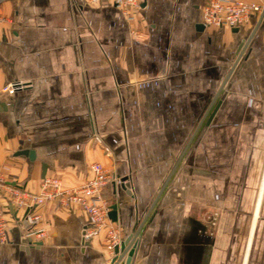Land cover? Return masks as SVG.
I'll use <instances>...</instances> for the list:
<instances>
[{
	"label": "crops",
	"instance_id": "1",
	"mask_svg": "<svg viewBox=\"0 0 264 264\" xmlns=\"http://www.w3.org/2000/svg\"><path fill=\"white\" fill-rule=\"evenodd\" d=\"M209 1L141 0L129 21L108 3L0 0V264L111 263L77 205L34 209L31 245L11 203L44 177L79 187L93 162L117 178L101 196L121 241L140 227L130 264H264V18L201 27Z\"/></svg>",
	"mask_w": 264,
	"mask_h": 264
},
{
	"label": "built area",
	"instance_id": "2",
	"mask_svg": "<svg viewBox=\"0 0 264 264\" xmlns=\"http://www.w3.org/2000/svg\"><path fill=\"white\" fill-rule=\"evenodd\" d=\"M88 2L91 4L108 3L126 15L129 21H133L135 17L131 11L139 8L141 0H88ZM201 15L204 27L237 28L248 22L252 15H260L261 18H264V0L252 2L243 0H210L201 6ZM136 38L144 39L145 35L136 33ZM21 88H23V83L15 81L3 86L1 91L12 95ZM89 169L91 175L79 187L64 189L60 178L44 177L37 193L14 190L11 196V203L19 209H28L25 220L31 225H35L39 220V215L33 212L34 209L48 201L56 200L62 206L77 205L87 215V223L81 233L83 243H88L97 237L102 230H106L107 249L113 253L111 260L116 258L113 264L121 262L125 264L124 260L128 254L120 250L122 241L119 230L110 222L108 216L111 206L101 196L102 189L117 178L107 172L105 167L99 162L91 163ZM2 183L0 176V185ZM11 230L12 225L4 218V214L0 210V244H5L9 241ZM33 235L42 236L44 235V230H31L25 235L27 243L31 245L36 244L32 242L31 236ZM134 239L133 246L138 238ZM116 248H119L117 252ZM121 255L122 258L118 260Z\"/></svg>",
	"mask_w": 264,
	"mask_h": 264
},
{
	"label": "water",
	"instance_id": "3",
	"mask_svg": "<svg viewBox=\"0 0 264 264\" xmlns=\"http://www.w3.org/2000/svg\"><path fill=\"white\" fill-rule=\"evenodd\" d=\"M201 27H204L203 24H200ZM219 105V102H217V104L214 106L213 110L211 111L210 114H208L210 111L207 110L201 120V123L205 121V124H208L213 116V114L215 113V110L217 109ZM19 154H26V151H22L21 153ZM28 155H29V158L33 159L35 154L33 151H28ZM125 180H121V187L122 188H125L127 185L126 183H124ZM28 213V209H26L22 215V217L20 219H16L17 220V226L22 234V243L23 244H27V238L25 237V229L23 227V221H25V218H26V215ZM108 216L109 218H111V220L115 221L116 220V206L115 205H112L110 207V211L108 213ZM140 227H138L137 230H135L131 235L130 237H127L124 241H122L121 245H120V250L122 252H124L125 254L127 253V258L124 260L125 264H130L131 262V259L134 255V250H135V245L133 246V242H134V238L138 237L139 236V229ZM132 245V247H131ZM119 248H116V252ZM122 258V255L118 257V260H120ZM116 261V258H113L111 260V263L110 264H113L115 263ZM119 262V261H118Z\"/></svg>",
	"mask_w": 264,
	"mask_h": 264
},
{
	"label": "rangeland",
	"instance_id": "4",
	"mask_svg": "<svg viewBox=\"0 0 264 264\" xmlns=\"http://www.w3.org/2000/svg\"><path fill=\"white\" fill-rule=\"evenodd\" d=\"M90 4H91V3H90ZM1 21H3V18H2V16L0 15V22H1ZM135 31H136V30H135L134 28H132V27H131L130 30H129V34H130V37H131L132 39H136V33H134ZM144 35H145V38H144V39L146 40V39H147V35H146V34H144ZM144 39H143V38H142V39L140 38L141 41L144 40ZM145 40H144V41H145Z\"/></svg>",
	"mask_w": 264,
	"mask_h": 264
}]
</instances>
